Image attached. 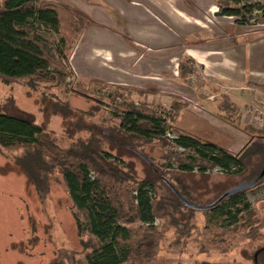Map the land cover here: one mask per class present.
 I'll return each instance as SVG.
<instances>
[{"label": "trees", "instance_id": "obj_1", "mask_svg": "<svg viewBox=\"0 0 264 264\" xmlns=\"http://www.w3.org/2000/svg\"><path fill=\"white\" fill-rule=\"evenodd\" d=\"M222 1L239 7H224ZM222 1L218 0L220 15L236 17L237 23L245 25L244 16L257 11L264 23V5L248 6L243 0ZM85 22L81 15L47 0H3L0 3V81L24 82L33 89L41 83L61 88L67 78L73 79L68 60ZM52 35L60 38L50 42L45 39ZM180 70L181 74L191 72L190 68L180 67ZM253 87L264 91V86ZM116 89L119 94L108 97L112 120L116 121L111 131L118 142L126 144L125 148L135 151L143 143L159 141L163 148L169 149L162 158L163 168L185 175H207L216 168L226 177L244 175L248 172V160L253 159L252 181L264 180V130L243 125L239 109L227 96L221 103L225 121L238 128L242 124L241 131L250 136L238 153L174 128L183 103L173 101L168 110L154 109L134 103L128 91ZM103 90L107 89L89 86L85 96L102 103L97 94ZM167 134L175 138L170 139ZM1 151L13 154L14 166L31 181L40 200L48 195L55 175L60 176L83 247V258L79 259L83 264L150 263L159 256L163 240L172 230L173 243L181 246L178 253H183L189 242H195L201 246L200 254L206 253V247L198 237L214 236L225 227L232 238L239 230H247L245 223L250 211L243 198L247 189L242 187L247 184L244 181L226 180L229 191L220 198L222 202L215 201L200 210L204 214V233L193 239V231L197 229L187 221L197 209L184 199L185 185L178 180L174 186L175 182L169 181L176 198L158 195L153 182L138 179L123 159L103 150L94 139L62 150L53 132L25 116L0 112ZM159 221L160 228L156 226ZM261 230H264V216L249 227L246 235L251 238ZM217 238L219 244L224 243L222 236ZM74 258L69 254L67 258H57L55 264L79 262Z\"/></svg>", "mask_w": 264, "mask_h": 264}, {"label": "rangeland", "instance_id": "obj_2", "mask_svg": "<svg viewBox=\"0 0 264 264\" xmlns=\"http://www.w3.org/2000/svg\"><path fill=\"white\" fill-rule=\"evenodd\" d=\"M2 1L0 0V3ZM47 1L54 3L59 0ZM222 3L224 7H239L233 3L223 1ZM243 3L248 6L255 5L258 0H243ZM216 4L218 7V0ZM203 14L207 18H212L213 23L217 22L209 13ZM259 17L260 13L257 11L244 16L247 22L245 27L255 30L264 29V23ZM237 19L232 17L233 21ZM59 38V35H52L46 36L45 39L50 42ZM68 64L74 77L69 60ZM65 84L58 89L51 88L50 84L41 83L33 89L27 87L24 82L0 81V112L25 116L35 124L53 132L55 142L62 150L74 148L81 141L94 139L103 150L123 159L135 171L138 179L153 182L157 187L158 195L176 198L168 182H175L174 186H176L179 180L186 188L184 199L193 206V209L206 208L215 201L222 202L220 198L229 191V187L225 185L228 179L239 183L241 181L249 183L253 180L254 176L250 175L253 159L247 162V173L230 177L220 174L185 175L176 171H167L163 168L162 158L169 149L163 148L159 141L143 143L140 148L133 151L125 148L126 144L120 141L119 143L111 131L116 121L112 120L108 97L118 95V89L99 92L97 95L102 101L99 103L85 96L87 89L84 87L77 86L75 82ZM249 105L250 109L243 110L242 124L255 130H264V105L257 102H251ZM154 109L160 110L157 107ZM242 124L240 130L244 127ZM217 132L216 139L225 143H231L233 142L231 138H236L235 132L224 129ZM248 140H250L248 134L238 133L237 153ZM14 153L19 155L17 151ZM19 170L13 164V154L1 151L0 264H55L57 258H67L69 254L75 256L74 261L82 260L83 247L77 237L75 222L70 213L71 203L60 176L55 175L48 195L44 200H40L31 181ZM245 190L243 198L249 205L250 211L245 223V228L247 227L248 230L264 216V180ZM184 199L182 200L185 202ZM203 218L204 214L197 210L187 221L189 225L196 226L197 230L192 234L193 239L203 232ZM161 224L159 221L156 226L160 228ZM247 230H239L234 238L226 227L214 236L198 237L197 239H201L206 247V253L201 254L199 253L201 246L195 242H189L188 246L182 249L183 253H178L181 246L173 243L175 237L172 230L164 238L159 256L150 263L142 264H255V258L257 264H264V230L251 238L246 235ZM219 236L223 237L224 243L217 242ZM67 263L70 264L69 261ZM76 264L83 263L79 261Z\"/></svg>", "mask_w": 264, "mask_h": 264}, {"label": "crops", "instance_id": "obj_3", "mask_svg": "<svg viewBox=\"0 0 264 264\" xmlns=\"http://www.w3.org/2000/svg\"><path fill=\"white\" fill-rule=\"evenodd\" d=\"M54 3L86 20L69 56L77 86L120 88L134 103L160 110L181 102L174 128L237 153L243 131L223 120L222 98L241 118L251 102L264 105V91L253 87L264 86V29L220 15L216 0ZM221 129L236 133L233 142L216 139Z\"/></svg>", "mask_w": 264, "mask_h": 264}, {"label": "built area", "instance_id": "obj_4", "mask_svg": "<svg viewBox=\"0 0 264 264\" xmlns=\"http://www.w3.org/2000/svg\"><path fill=\"white\" fill-rule=\"evenodd\" d=\"M66 82H69V83L70 82H75L74 77H73L72 81H71V78H67ZM167 137L170 138V139H174L175 138L173 135H170V134H167ZM206 174L207 175H210V174H220V175H224V172L221 169L216 168V169H213L211 171H208Z\"/></svg>", "mask_w": 264, "mask_h": 264}, {"label": "water", "instance_id": "obj_5", "mask_svg": "<svg viewBox=\"0 0 264 264\" xmlns=\"http://www.w3.org/2000/svg\"><path fill=\"white\" fill-rule=\"evenodd\" d=\"M258 182V179L257 180H254V181H252V182H249V183H247V184H245V185H243L242 187L243 188H248V187H251L252 185H254V184H256ZM223 197V196H222ZM221 197V198H222ZM220 200V199H219ZM218 202V201H217ZM190 205V204H189ZM191 206V205H190ZM194 208H197V210H202V209H204V208H200V207H194Z\"/></svg>", "mask_w": 264, "mask_h": 264}, {"label": "flooded vegetation", "instance_id": "obj_6", "mask_svg": "<svg viewBox=\"0 0 264 264\" xmlns=\"http://www.w3.org/2000/svg\"><path fill=\"white\" fill-rule=\"evenodd\" d=\"M257 252L259 253V251H257ZM254 261H255L254 263L257 264V263H256V262H257V261H256V258L254 259Z\"/></svg>", "mask_w": 264, "mask_h": 264}]
</instances>
